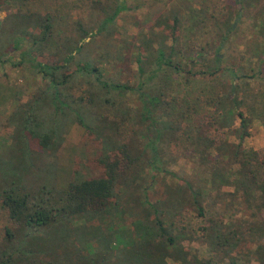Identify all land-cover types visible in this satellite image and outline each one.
<instances>
[{
  "label": "rangeland",
  "instance_id": "1",
  "mask_svg": "<svg viewBox=\"0 0 264 264\" xmlns=\"http://www.w3.org/2000/svg\"><path fill=\"white\" fill-rule=\"evenodd\" d=\"M117 2L30 0L10 6L9 10L51 12L56 17L53 37L46 45L42 44L34 50L39 59L46 63H55L57 58L59 60L66 56L65 40L83 35L78 30L79 24L89 31L90 35L85 39L86 46L80 52H75L74 59L66 62L60 75H63L62 71L73 73L80 61L91 59L106 78L127 83L134 90L109 92L102 89L94 77L79 73L73 75L63 88L67 92L66 111L71 112L68 104L74 107L76 99L85 96L86 108L98 117L97 124L101 125V118L108 120L102 123L107 126L105 133L114 136V141L132 142L140 148H144L150 140L148 125L157 120L156 125L162 126L168 121L173 128L168 130L161 147L167 158L164 170L169 169L175 175L168 174L166 170L151 171L147 166L144 187L136 192L133 188L126 192L118 189L123 198L120 196L118 207L104 217L89 220L87 217L74 219L63 216L61 221L36 225L32 229L11 218L0 195V260H6L12 254L14 258H20L18 261L21 264H39L41 261L88 264L89 254H95L102 258L101 264H185L180 255L186 252L190 264L196 257H211L214 260L213 252L203 238L204 229L214 214L210 207L206 206L205 214L201 216L187 203L180 206L177 198L173 200L175 205L171 206L172 202L164 205L167 210L179 211V214L167 218L164 226L168 228L172 219L177 227L175 234L181 229L186 232L184 239L175 238L171 243L168 236H160L157 222L160 213L151 203L173 199L168 187L183 183V178L192 176L196 171L187 150L189 140L194 138L192 136L200 132L214 139L217 144L226 138L231 142L238 141L229 128L221 127L215 121L220 113L217 103L227 95L229 75H222L221 71L214 77L209 73V67L213 66L217 54L212 47L221 38V27L225 21L234 25L218 53L221 56L218 65L223 68L244 66L247 69L245 81L249 90L238 94L239 99L252 104L251 110L245 105L240 107L252 120L251 134L246 137L243 146L250 154L253 151L264 153V74L253 77L254 71L251 70L255 68L258 72L256 63L251 61L255 58V47L264 42L260 25L264 20V0H125L128 9L103 27L105 11L109 12L110 7L114 8ZM193 7L200 9L198 13L205 11L195 18L196 25L191 28L188 20ZM174 12L181 22L173 30ZM7 14L8 9L3 7L1 18ZM165 19L167 22H163ZM7 39V33L0 36V50L10 52L9 56H5L7 60L0 63V193L12 183L15 186L25 185L26 178L23 181L21 167L34 162L36 165L27 178V185L32 191H38L45 184L57 191L79 178L103 176L104 166L99 162L103 143L74 116L73 120L63 116L64 140L58 151L49 156H40L37 161L32 154L19 159L18 154H23L21 150L24 146L15 144L18 141L14 132L17 122L14 119L10 122L8 118L14 110L21 108L19 105L33 98L39 89H45L47 80L31 62L33 56H27V60L20 63L23 59L22 50L33 41L27 44L21 39L20 46L24 48L14 49L15 46L9 44ZM160 47L166 48L170 64H160ZM138 56L143 61V72L139 70ZM259 66L264 70V64ZM141 84L144 90L158 95L163 102L157 116L152 118L153 122L151 119L143 120L141 115ZM90 90L101 98L94 97L95 105L89 102ZM107 94L110 102H105ZM43 98L47 99V111H52L49 105L51 97ZM239 124L240 120L236 119L235 126ZM13 134L16 135L15 140ZM30 145L33 150L42 152L36 139H31ZM224 189L229 190L227 187ZM239 207L234 218H252L254 209L246 207L245 203ZM159 217L164 220L166 215L160 214ZM143 223L148 226L144 227L141 225ZM139 230L151 236L144 241ZM102 238L104 240L100 241ZM251 248L253 244L247 242L233 254L239 257L241 263L260 264L253 254H249ZM227 258L230 257L222 261L214 260L212 264H231Z\"/></svg>",
  "mask_w": 264,
  "mask_h": 264
},
{
  "label": "trees",
  "instance_id": "2",
  "mask_svg": "<svg viewBox=\"0 0 264 264\" xmlns=\"http://www.w3.org/2000/svg\"><path fill=\"white\" fill-rule=\"evenodd\" d=\"M27 1L30 0H3L0 2V13L3 7L8 9L5 18H1L0 15V36L7 33V40L9 44L15 46L14 49L24 48V46H20L21 39L27 44L33 41L29 47L27 46L26 49L22 50L23 59L20 63L26 61L27 56H33L31 62L47 80L45 89H39V92L33 98L31 97L27 102L19 105L18 107L21 106V108L14 110L8 118L10 122L13 119L17 122L14 132L17 134L18 141H15V144L24 146V148L21 146L23 154L19 155L17 153L18 157L22 160L25 155L32 154L37 161L41 158L40 156H49L58 151L64 140L65 125L63 116L70 117L72 120L75 117L85 129H88L103 143V152L99 157V162L104 166V175L94 179L79 178L69 183L64 189L57 191L52 190L46 184L38 191H32L27 185L29 181L27 178L32 174L31 170L36 163L23 164L21 170L23 181L26 178L24 182L26 186H15V183L9 185L0 193L3 198L2 204L9 210L11 218L25 223L31 229L36 225L41 226L61 221L63 216L74 219L87 217L89 220L99 216L104 217L109 212L114 211L119 205L118 200L123 198L118 189L126 192L128 189L133 188V191L136 192L139 188L144 187L147 166L151 168V171L164 172L166 170L168 174L175 175L169 169L164 170L167 158L164 155V148L161 147V142L173 126L168 121L163 123L162 126H157V120L154 118L156 122L148 125L151 134V136L149 134L150 140L145 143L144 148H140L132 142L120 143L114 141V136L105 133L107 126L102 125V123L104 120H108L101 118V125L97 124L98 117L94 116L91 109L86 108L85 96L76 99L74 107L68 104L71 112H67V106L65 105L67 104V92L63 88L73 75L83 73L89 77H94L101 88H105L109 92L134 90V88L127 83L115 82L106 78L101 68L94 64L91 59L80 61L73 73L66 74L62 71L63 75H60V70L66 66V62L74 59L75 52H80L86 46L85 39L90 35V32L81 24H79L78 30L82 31L83 35L65 40L67 54L64 58L59 60L57 58L54 61L55 63H46L40 60L34 50L40 48L42 44L47 43L53 37L56 17L51 12L41 13L35 11L26 13L9 10L10 6ZM126 9H128V6L125 0H118L114 8L110 7L109 12L105 11L106 16L103 19L102 26L105 27L110 22L115 21L118 15ZM199 10L196 7L191 9L188 20L191 28L196 25L195 18L205 11L202 10L198 13ZM163 22H167V19ZM180 22L177 13L174 12L173 30ZM223 24L221 38L212 47L217 54L214 57L213 66L209 67V73L214 77L221 71L223 72L222 75H229V88L227 95L219 99L217 103V110L220 113L215 121L221 127L229 128L238 141L231 142L226 138L217 144L214 139L200 132L192 136L194 138L189 140L187 150L189 151L188 158L195 164L196 171L192 176L186 179L183 178V183L168 187L169 192L173 194V199L151 204L158 213L166 215L163 220L158 214V229L160 227V236H168L171 243L175 241V238L184 239L186 234L185 229H181L175 234L174 230H177V227H175V222L172 219L168 223V228L164 226L167 218L170 219L169 217L179 214V211L167 210L163 206L170 205L171 202V206L175 205L173 200L177 198L180 206L187 203L195 208L201 216L205 214L206 206L214 212L209 219L210 224L205 227L203 234L205 242L208 244L210 251L213 252L214 260L222 261L226 257H230L227 259L231 261V264H244L239 262V257L237 258L233 253L245 246L247 242H251L253 248L249 249V254H253L260 264H264V153L253 151L250 154L243 146L246 137L251 134L252 120L244 114L240 107L245 105L247 109L251 110L252 104L244 99H239L238 94L241 91L248 92L249 90V85L245 81L248 71L244 66L233 65V67L223 68L218 65V62L221 61V56L218 53H220L222 44L228 38L234 25L229 21H225ZM260 25L262 33H264V20L260 22ZM166 51V48H159L158 60L160 64L171 63ZM9 54L8 51L0 50V63L7 60L5 56H9ZM253 54H255V58H250L252 59L250 61L256 63L258 69V72L255 71V68L251 69L254 71L252 76L255 77L256 74L258 76L264 74V70L259 66L264 64V42L255 47ZM137 59L139 70L143 72L144 67L141 56H138ZM175 69L177 68L175 67ZM140 86L142 89L139 88V91L143 100L142 118L143 120L151 119L150 121L153 122L152 118L157 116L163 102L158 95L144 90L143 84ZM88 93L91 95L89 102L92 105L96 104L94 97L101 99L99 94L92 90ZM44 96L51 97L49 105L52 107V111H47L45 108L47 99L43 98ZM105 102H110L108 94L105 97ZM236 119L240 120L238 126H235ZM173 131H176V129H173ZM15 134H13V140H15ZM31 139H36L39 142L42 152L31 148ZM171 160L174 159L171 157ZM141 173L142 176L140 177ZM225 187L229 190H225ZM148 203L150 204V202ZM243 203L246 204V207L254 209L252 218H234L236 217L235 213L240 210L239 205ZM141 225L148 226L147 223ZM139 232L142 234L140 237L143 240L151 236L144 235L141 230ZM152 235H155V233ZM102 240L104 238L100 239V241ZM187 255L186 252L180 257L185 264H190L191 261ZM88 259V264H101L100 261H102V258L95 254H89ZM18 260L20 258H14L10 254L6 260H0V264H21ZM214 260L211 257L209 259L196 257L193 258V264H212ZM38 263L58 264L54 261H48L47 263L41 261Z\"/></svg>",
  "mask_w": 264,
  "mask_h": 264
}]
</instances>
